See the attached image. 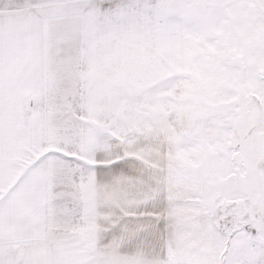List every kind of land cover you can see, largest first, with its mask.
<instances>
[{
  "label": "snow or ice",
  "instance_id": "6c2138e0",
  "mask_svg": "<svg viewBox=\"0 0 264 264\" xmlns=\"http://www.w3.org/2000/svg\"><path fill=\"white\" fill-rule=\"evenodd\" d=\"M0 264H264V0H0Z\"/></svg>",
  "mask_w": 264,
  "mask_h": 264
}]
</instances>
